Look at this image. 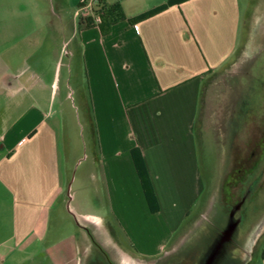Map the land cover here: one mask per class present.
<instances>
[{
	"label": "crops",
	"instance_id": "0c3cea01",
	"mask_svg": "<svg viewBox=\"0 0 264 264\" xmlns=\"http://www.w3.org/2000/svg\"><path fill=\"white\" fill-rule=\"evenodd\" d=\"M83 1L15 0L44 8L0 23V190L12 219L0 264H82L80 233L104 218L70 208L84 158L81 179L138 258L162 255L204 191L198 137L206 94L236 55L238 0H188L142 20L167 0H103L122 16L101 25L80 19ZM260 243L248 264H264Z\"/></svg>",
	"mask_w": 264,
	"mask_h": 264
},
{
	"label": "rangeland",
	"instance_id": "374dc122",
	"mask_svg": "<svg viewBox=\"0 0 264 264\" xmlns=\"http://www.w3.org/2000/svg\"><path fill=\"white\" fill-rule=\"evenodd\" d=\"M15 0H0V23L7 28L11 15L22 11L38 13L43 5L20 6ZM240 30L237 34L235 54L222 67V75L206 94L202 133L198 137L200 164L203 171L204 191L196 200L189 215L181 221V227L172 243L156 258H138L128 248V241L106 217L107 207L98 205L94 191L81 173L86 165L84 159L75 164L70 184L72 200L70 208L77 215L91 213L102 216L98 224H86L88 232L80 233L82 264H196L189 260L190 249L213 240V232L222 222L226 189H231L229 200L241 198L243 182L257 177L251 165L253 151L260 160V185L241 210L238 228L239 246L232 250L239 260L245 259V251L251 255L259 252L264 239V0H238ZM9 29V28H8ZM230 58V59H231ZM83 135V142L86 140ZM258 146V148H255ZM255 148V149H254ZM255 161V159H254ZM253 161V162H254ZM240 162H246V170L237 173ZM263 171V172H262ZM261 172V173H260ZM102 203L103 193L99 191ZM8 198L0 190V227L3 236L11 230V215L6 206ZM183 227V228H182ZM216 230V231H215ZM199 243V244H198ZM205 244V245H206ZM86 248V251L83 249ZM88 249V250H87ZM259 257H255V262ZM253 263V264H254Z\"/></svg>",
	"mask_w": 264,
	"mask_h": 264
},
{
	"label": "flooded vegetation",
	"instance_id": "af4514ba",
	"mask_svg": "<svg viewBox=\"0 0 264 264\" xmlns=\"http://www.w3.org/2000/svg\"><path fill=\"white\" fill-rule=\"evenodd\" d=\"M255 148H258V146H256ZM256 151L257 149L252 152L254 157H251L250 159V164L255 166L253 168V172L250 175H254V173L256 172L259 174V167L262 164L259 161L260 159L256 157ZM239 164L240 166L237 170V173L239 174V176H241V173L246 170L247 163L240 162ZM258 174L257 177L252 179L250 178V180H245L243 182L244 185L243 191L241 193V198L234 203L229 200L231 196V189L228 187L225 190L228 198L225 199V204L222 205L224 209L222 222L215 227V229H217L218 231L216 233L213 232V240L208 243V245L206 244L207 242L205 243L206 245H202V251H200L201 246L195 245V247L191 248V251H189V260H192L194 262L197 261L196 264H248L250 252L243 249V252H245L246 254L245 259L239 260L238 257L234 256L232 250L236 249L237 247L242 248L241 246H239V242H237L238 228L242 221V216L240 215L241 210L245 206L247 200L253 196L254 192L263 189L259 183L260 178ZM234 223L238 224L237 230L234 236L231 239H228V233Z\"/></svg>",
	"mask_w": 264,
	"mask_h": 264
},
{
	"label": "trees",
	"instance_id": "16d2710c",
	"mask_svg": "<svg viewBox=\"0 0 264 264\" xmlns=\"http://www.w3.org/2000/svg\"><path fill=\"white\" fill-rule=\"evenodd\" d=\"M185 1H188V0H167V2L164 5L143 14L138 19L139 20L146 19L148 17H151V16L165 10L169 6H172L175 4H180V3H183ZM103 3L104 2L102 0V4H101L102 7H101V10H99V13H100L101 18H102V22H104V18H106V17L111 18L112 17L111 22L113 23L114 21H116L117 19H119L122 16V13L120 12V10L117 6H110V7L109 6H103ZM117 10H118V14H116ZM102 22H101V24H102ZM132 155H133V159H134V162L136 165V169H137L138 175L140 177V181H141L144 193L146 195L150 210L152 213H157V212H159V203H158L157 196L154 192V188H153L152 182L150 180V177H149V174H148L142 153L137 148V149L133 150Z\"/></svg>",
	"mask_w": 264,
	"mask_h": 264
},
{
	"label": "built area",
	"instance_id": "2783aa9c",
	"mask_svg": "<svg viewBox=\"0 0 264 264\" xmlns=\"http://www.w3.org/2000/svg\"><path fill=\"white\" fill-rule=\"evenodd\" d=\"M102 0H84L78 8L80 19L87 20L93 25H100L102 22L99 10L102 7Z\"/></svg>",
	"mask_w": 264,
	"mask_h": 264
},
{
	"label": "water",
	"instance_id": "95a60500",
	"mask_svg": "<svg viewBox=\"0 0 264 264\" xmlns=\"http://www.w3.org/2000/svg\"><path fill=\"white\" fill-rule=\"evenodd\" d=\"M237 227H238V224L234 223L233 226L231 227L229 233H228V237H227L228 239H231L234 236V234L237 230Z\"/></svg>",
	"mask_w": 264,
	"mask_h": 264
}]
</instances>
